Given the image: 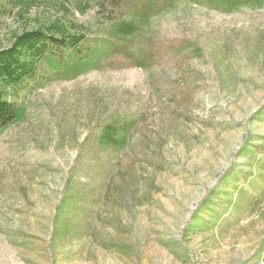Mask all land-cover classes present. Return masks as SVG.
Listing matches in <instances>:
<instances>
[{
    "label": "rangeland",
    "instance_id": "obj_1",
    "mask_svg": "<svg viewBox=\"0 0 264 264\" xmlns=\"http://www.w3.org/2000/svg\"><path fill=\"white\" fill-rule=\"evenodd\" d=\"M32 2L21 17L0 0V49L57 2L74 10ZM73 13L92 25V6ZM126 42L29 92L0 135V264H264V8L179 0ZM109 124L128 128L119 153L99 145Z\"/></svg>",
    "mask_w": 264,
    "mask_h": 264
},
{
    "label": "trees",
    "instance_id": "obj_2",
    "mask_svg": "<svg viewBox=\"0 0 264 264\" xmlns=\"http://www.w3.org/2000/svg\"><path fill=\"white\" fill-rule=\"evenodd\" d=\"M179 0H73L75 12L84 15L89 6L95 10L92 25L77 23L74 10L57 2L60 17L34 19L33 24L14 31L7 47L0 49V135L22 123L27 108L22 99L34 90L52 82L72 81L105 66H111L116 55L129 56L126 41L151 19L167 12ZM221 14L264 8V0H188ZM17 15L24 17L32 0H18ZM88 6V7H87ZM184 41L177 43L178 47ZM171 44L169 48H173ZM154 50L147 46L136 50L134 66L146 70ZM188 92L182 93L186 100ZM115 124L105 126L99 145L119 153L127 144L128 128Z\"/></svg>",
    "mask_w": 264,
    "mask_h": 264
}]
</instances>
